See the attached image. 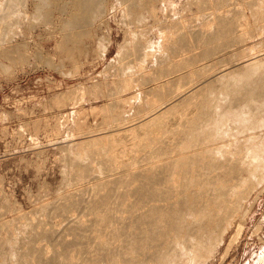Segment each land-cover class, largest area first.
Listing matches in <instances>:
<instances>
[{"label": "bare ground", "instance_id": "1", "mask_svg": "<svg viewBox=\"0 0 264 264\" xmlns=\"http://www.w3.org/2000/svg\"><path fill=\"white\" fill-rule=\"evenodd\" d=\"M17 1L7 0V3L4 2L5 9H10L8 6H14ZM119 1L124 7L122 13L132 16L131 23L137 25L136 28L144 27L141 23L144 24L147 18L153 20L149 24L146 20V28L140 30V34L137 32L139 37L135 36L132 41L133 54L139 55L138 59L134 58L136 62L143 54L145 60H151L157 51L163 50L162 45H169L165 55L155 57L158 61L153 57L154 64L157 61L160 65H156L161 66L158 72L161 76L157 77L158 82L154 78V87L146 89L151 91L152 96H156V91H160L162 96L157 92L158 100L148 97L141 108H133L135 116L133 113L130 116L128 112L126 116L124 111L109 112L108 118L104 117L110 124V136H105L111 139L107 146L104 143L105 146L100 145L104 136L97 138L102 129L98 130L99 133L96 129L87 133L82 130L85 134L83 140L95 143V147L89 148V151L83 149L87 152H82L84 155L81 157L78 155L82 153L76 152L77 158L75 153L74 158L72 154L69 155L72 159L66 158L69 159L65 163L70 173L67 170L68 176L64 177L73 184L63 180L62 184L66 182L67 186L57 192L59 197L53 203H47L45 199L39 205L38 201L37 210L34 208L37 218L34 211V217L29 213L30 216H26L29 220L22 212L23 222L20 219L22 215H18L20 221L15 217L20 222L19 226L15 225L16 222H7L8 219L0 223V264H204L220 240L222 242L225 229L230 228L237 217L247 214L251 195L258 188H264V69L260 71L264 62L258 59L259 54L245 53L247 63L233 60L235 57L232 58L231 53L232 60L194 70L181 69L182 63L191 61L188 58L191 47L184 37L174 39L176 23L164 21L162 24L157 12L160 0ZM103 2L106 3L105 0H40L39 4H35L36 12H33L36 17L46 16L48 19L53 10L49 13L51 9L47 5H53L63 15L71 10L68 8L72 5L73 16L70 14V19L62 16L61 28L74 29V20L91 18ZM233 4L234 0H202L196 4L200 9H211L213 12L207 20L213 24L211 27L209 23V28L213 29L194 36L203 43L204 56L211 57L210 54L217 51L223 53L232 40L234 43H239L240 38V43L245 41L242 42L243 24L235 13L238 8L233 11ZM17 6L15 4L14 7ZM44 7L50 10L45 11ZM7 9L5 12L9 11ZM258 11L264 15V3ZM3 12L0 4V28L6 26L12 29L20 11H15L16 17L11 12L16 18H11L13 25L8 23L10 18L5 17L10 15V11L4 16ZM22 15H18V21L24 18L25 15ZM49 22L50 25L52 21ZM9 29L6 30L11 31ZM153 29L159 35L158 47L154 46L157 40L152 41L147 36ZM2 33L0 40L6 34ZM67 35H70L69 32ZM68 38H65L66 42H69ZM141 39H144L143 43ZM155 44L158 45L157 42ZM217 45L224 51L219 48L215 51ZM12 48L8 50L12 52L7 51V54L12 56L15 53L13 55L16 56L15 51L19 50L13 52ZM66 48L67 45L63 49ZM5 50L0 54L4 56ZM226 51L225 54L229 52ZM172 61L176 62L173 67L170 66ZM129 69L117 71L128 75L126 71ZM183 69L186 71L182 72ZM132 81L123 80L125 86H122H130L135 82ZM174 81H178L175 87ZM168 88L176 89L168 92ZM130 102L133 104L132 100ZM123 103H126L125 100L119 97L116 107L121 109ZM80 123L82 126L85 124L84 121ZM80 123H77L80 126L77 128L81 130ZM256 129L260 130L259 134ZM122 139L131 143L127 146L123 140L124 147L118 145L121 141H117ZM129 144L132 146L129 147ZM123 151H128L125 152L128 156ZM120 154L127 157L122 155L123 158ZM93 162L98 173L93 172ZM90 176L93 181L89 180L92 184L87 185ZM84 179L86 185L79 186L77 183ZM72 211L78 214L72 215ZM13 215L17 216L15 212ZM14 216L9 221L15 220ZM31 216L36 219L30 220ZM54 218L59 220V225L55 222V226ZM243 229V223L238 222L227 249L239 239Z\"/></svg>", "mask_w": 264, "mask_h": 264}, {"label": "rangeland", "instance_id": "2", "mask_svg": "<svg viewBox=\"0 0 264 264\" xmlns=\"http://www.w3.org/2000/svg\"><path fill=\"white\" fill-rule=\"evenodd\" d=\"M6 1L0 0L2 10L4 11L3 16L10 11V15L8 14L9 16L5 17L10 18L8 23L12 25L17 23V25L14 24V29H9L6 26H2L4 29L2 27V29L0 28V32L6 33L4 34L5 37H2L0 40V52H4L5 49L3 50V47L8 48L5 50L6 53H4V56L2 53L0 54V223L2 221L6 222L8 219L7 222H16L15 225L17 224V226H19L20 219L21 222L24 221V215L25 218H28L30 215L33 217L35 215L36 218L38 217V213L34 211V208L37 210L38 201L39 205L46 200L47 203H50L49 201H57L56 198L59 197L56 195L57 192L59 191L58 193H60V189L63 190L67 186L66 182H70V180L66 179L68 176L67 170L69 171V169H67V163L71 158L69 155L72 154L71 156L73 157V153H86L89 151V148L95 147V143L92 144L88 143L86 139L83 140L85 132H95L96 129V132L99 133L102 129L100 133L97 134V138L104 136L103 138L101 137L104 142H101L100 139L99 142H101V144H99L105 146L108 140L109 142L111 140L105 137L106 135L110 136V129H108L109 122L106 120L109 112L117 113L124 111V113L126 112V116L130 113V116H132V113L133 116H135L134 113L136 114V112H134L135 109L133 108H141L143 104H146L148 97L158 100V98L162 96L160 91H156V96H152L151 91L148 92L146 89H148V87H154L157 77L159 78L161 76V73L160 75L158 74V72L161 71H159L161 66L158 67L160 64L158 65V59L156 58L165 55L166 51L169 49V45H162L161 48H163V50L157 51L152 56L151 60H149V58L145 60L143 54L136 62L134 58H137L139 55L136 56L133 54L134 42L132 43V41L139 37L137 35L140 34L144 27L146 28L145 24L147 22L149 24L153 20H151L152 18H147V22L145 20V23L143 22L144 24L141 23L144 27L138 26L136 28L137 25H133V22L131 23L133 20L132 16L122 13L124 7L121 6L119 0H105L106 3L104 4L103 2L101 7L95 10L91 18L83 19L79 17L80 19L74 20L72 26H74L75 30L73 28L69 29V27L64 30L61 28L63 17L65 16L70 19V17L73 16L74 9L70 8L72 5H68V10L71 9L72 13L71 10H69L67 14L65 12L64 15L61 14L59 9H54L53 5L50 7L47 5L46 7L51 9H49V13L53 10V14L51 13L52 16L49 14L48 19L44 16V19L43 16L40 15L41 18H39V16L36 17L34 14L37 7L35 4H39L40 0H18L22 3H18L17 1L13 4L17 6L18 3L20 8L18 6L16 8L12 6L15 8L14 10L12 7L8 6L10 9L6 8L9 11L5 12ZM188 1H190V4ZM260 1L261 0H234L235 5H232V9L234 11L238 8V10H235V13L239 16L243 24V26H241V28H243L242 37L244 36L245 39L242 38V42L245 41L240 43L241 38L239 40L240 44L238 41H235L237 47L233 46L235 45L233 40L230 41L229 44L227 43L231 50L229 47V50L228 48L225 49V51H229H226V54L224 49L222 47L219 48L220 46L217 45V49L214 48L215 51L219 48V50L222 49L224 51V54L222 52L218 53L217 51L210 54L211 57L203 55L205 47L202 42L194 39V36L213 29H210L213 27V24L209 22L210 25L212 24L210 27L207 22V20H210V15L213 13L211 12L212 10L205 9V11L204 8L200 9L197 7L198 5L196 4H200L202 0H200V2L198 0L158 1L157 5L160 8L157 12L158 14L160 13L158 17H160L159 19H161L162 24L164 21L176 23L174 39L184 37L186 43L191 47V52H189L188 57L191 58L190 63H182L180 68L194 70L200 66L215 65L227 60H232L233 57H235L233 60L237 59V62L247 63L246 61L248 58L246 56L244 57V55H246L245 53L249 55L248 52L251 54L254 52L259 54L258 59L264 62V15H262V11H258V8L262 6L264 2L261 3ZM251 7H254L255 10ZM202 9L203 11H201ZM16 10L17 12L20 11L18 15H25L22 20L19 19L18 21L19 16L16 14ZM46 10L48 9L46 8L45 11ZM11 12H14V15L11 14ZM32 13L36 19L32 16ZM206 13L209 14V16ZM70 14H72V16ZM12 15L15 17L17 15V20L13 21L14 23L11 22V18L12 20L16 18H13ZM22 16H20V18ZM31 17L34 19L32 20ZM6 19L9 20L8 18ZM45 20L52 21V24L48 21L50 23L49 25ZM6 29L13 32L7 31ZM155 29L157 30V28ZM155 29H153L154 31H150L147 35L152 41H156L159 37ZM67 31L70 34L69 36L67 35ZM7 34L14 36L8 35L10 41L8 38V41L6 40L5 42V38L7 39L8 37L6 36ZM2 35L3 33L0 37ZM133 35L134 37H132ZM66 37H70L72 40L70 41V38H68L69 42H66ZM158 41L159 40L156 41L157 44ZM140 42L143 43L144 39H141ZM172 42L171 45H173ZM232 42L234 43L233 45L231 44ZM155 43V47L160 45H156ZM220 43L221 41L218 42V44ZM66 45L68 49H63ZM10 47H13V52L17 49L19 50L15 51L17 52L16 56H14L15 53H13L14 55L12 54V56L7 54L8 52H12V50L8 51ZM233 53L235 54L234 56ZM7 55L10 56L8 57ZM153 57H156L155 59L157 61L155 63L158 66L154 64L155 59H153ZM193 57L196 59H193ZM229 57L231 59H229ZM11 58H14V60L11 61ZM176 60H178V58ZM175 63L176 62L172 61L170 66H175ZM129 67L133 69L126 71L128 75H124L123 71H121V73L118 72L122 70V68ZM262 69H264V65L261 67L260 71ZM184 71L186 70L183 69L182 72ZM180 72L181 71H179V73ZM131 79L133 80L131 83L135 81L130 85L131 87H123L125 86L123 80ZM175 82L178 83V81H174V86L172 84L169 85L175 87ZM176 86H178V84ZM120 87H122V92H120ZM169 88L168 92L173 89ZM157 92H159V94ZM157 94L161 96L159 97ZM106 95H108V97H105ZM119 97L126 102L122 104L123 106L121 109L116 107ZM130 100L133 101V104ZM107 103L108 105H106ZM105 108H108L106 110L107 117L105 116ZM127 112L129 113L128 115ZM130 116L128 118H132ZM79 121H84L85 124L82 126V123ZM77 123H80L82 126L81 130L77 128H80ZM83 128H86V130ZM88 128H91V130ZM258 130L259 129H256V132ZM257 133L259 134L260 130ZM123 140L127 142L124 144L128 146L130 141L128 142L127 139L117 141V143L121 141L118 145L123 146ZM103 143L105 145H103ZM131 146L132 145L129 144V147ZM85 148L87 149L86 152L83 150ZM84 153L80 156L78 155V157H81ZM122 155L124 157L128 156L126 153L125 155L127 156L124 154ZM122 155L120 154L121 157H123ZM66 158L69 159L67 160ZM65 161L67 163H65ZM93 166V172L98 173L96 163L93 162ZM64 171L66 174H64ZM64 176H66V178ZM91 178L93 179L92 176H90V178L88 177V179L86 178L88 180L87 183L85 182L86 179H84L80 184H77L79 186L81 184H92V182H90L93 181ZM63 180H66V182L63 183L64 185L62 184ZM71 183H69V185ZM77 184L76 186H78ZM60 186L64 187L60 188ZM260 189H263V192L259 191ZM260 189L258 188L249 198L248 205L250 209L247 214H242L237 217L233 225L225 229V233L221 238L222 242L220 240L221 243L219 242L216 246L213 251L214 254H211L208 261L205 262L206 264L264 263V188L261 187ZM62 192L63 191H61V193ZM40 201H42V203ZM33 211L36 214H34ZM12 212L13 214L15 212L17 216H14ZM22 212L25 214L22 215ZM71 214L77 215L78 213L72 211ZM18 215L19 217L22 215V217L19 219ZM11 216H14V219L17 217L16 219H19V221L16 219L9 221V219L12 218ZM32 216L30 220L33 221L36 218H32ZM2 218L3 220H1ZM58 221V219H55L54 224L55 222L58 224ZM238 222L243 223L244 229L239 239L234 242L232 246L230 245L228 250L227 247L232 236L236 233ZM57 224H55V226H57Z\"/></svg>", "mask_w": 264, "mask_h": 264}]
</instances>
